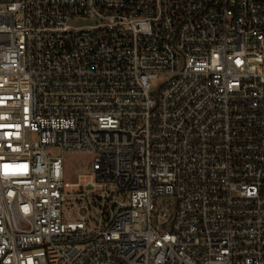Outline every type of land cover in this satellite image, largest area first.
Instances as JSON below:
<instances>
[{
  "label": "built area",
  "instance_id": "1",
  "mask_svg": "<svg viewBox=\"0 0 264 264\" xmlns=\"http://www.w3.org/2000/svg\"><path fill=\"white\" fill-rule=\"evenodd\" d=\"M0 264H264V0H0Z\"/></svg>",
  "mask_w": 264,
  "mask_h": 264
},
{
  "label": "rangeland",
  "instance_id": "2",
  "mask_svg": "<svg viewBox=\"0 0 264 264\" xmlns=\"http://www.w3.org/2000/svg\"><path fill=\"white\" fill-rule=\"evenodd\" d=\"M96 19H85L79 22H74L76 26H93L97 24ZM160 82L155 83V89L159 86ZM59 153V150H54L52 154L56 155ZM95 156L92 154H67L65 155V169H66V180L67 188L71 191L80 190L78 184L84 183V176L90 173V167L93 164ZM81 175V177L79 176ZM71 218H75L76 215L74 212H71Z\"/></svg>",
  "mask_w": 264,
  "mask_h": 264
}]
</instances>
